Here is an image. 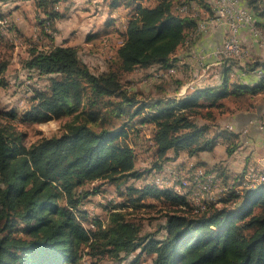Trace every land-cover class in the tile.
<instances>
[{"label": "trees", "instance_id": "1", "mask_svg": "<svg viewBox=\"0 0 264 264\" xmlns=\"http://www.w3.org/2000/svg\"><path fill=\"white\" fill-rule=\"evenodd\" d=\"M32 1L38 27L55 32V22L62 17L58 5L65 0ZM105 1L111 10L128 9L113 59L116 70L111 61L106 70L95 73L77 46L53 44L44 50L33 46L23 64L47 81L34 91L24 118L42 123L72 116L75 122L28 146L22 134L0 126V264H82L83 259L98 264L103 258L119 260L136 251L133 264L144 256L152 264H264V182L248 184V165L232 176L218 164L208 166L199 160L191 162L190 169L174 167L178 176L186 169L189 174L198 169L213 173L227 187L220 206L210 202L203 211H196L185 195L154 182L122 190V178L139 179L145 172L136 169L135 148L126 142L127 124L113 122L130 108L128 119L146 111L139 122L154 125L150 148L156 157L148 171L164 177V161L212 152L218 140L227 141V155L235 152L239 134L218 123L215 112L223 108L225 98L264 95V74L251 87L230 83L225 72L219 86L196 87L177 96L179 80L173 96L139 100L123 86V74L137 68H171L175 51L196 29L198 19L177 11V5L190 0ZM195 3L211 9L207 0ZM239 4L251 12L264 35V0ZM6 66L0 62V85ZM246 68H264V58L251 56ZM244 180L246 188L237 190ZM107 183L116 186L119 200L106 208L105 221L92 218L91 228H85L82 221L88 216L81 207ZM90 184L93 188L86 189ZM145 198L170 206L156 232H143L134 219Z\"/></svg>", "mask_w": 264, "mask_h": 264}, {"label": "rangeland", "instance_id": "2", "mask_svg": "<svg viewBox=\"0 0 264 264\" xmlns=\"http://www.w3.org/2000/svg\"><path fill=\"white\" fill-rule=\"evenodd\" d=\"M94 1L95 2L91 0L61 1L58 8L62 17L55 22V32L51 30L41 31L37 26L39 25L37 24L39 19L35 17L36 11L34 5L30 7L28 4H23L17 13L14 15L12 14L13 19L8 16V14H11L9 11H11L13 6L8 5L7 7H3L2 4L0 5V62L7 63L6 71L3 74L5 81L0 85V126L14 133L22 134L26 146L42 138L58 135L64 130L65 125L75 122L72 116L51 119L42 123H32L24 118L26 110L32 104L34 91L38 88H43L47 84L44 77H38L36 73H30L23 67L25 60L29 57L30 48L35 46L38 49L44 50L52 46V44H73L78 47L81 59L93 72L98 73L106 70L111 61L112 64L110 66L115 70L118 68V63L113 59L115 56V49L121 44V32L124 30L127 22V19L121 22L120 15L128 16V9L121 7L120 10L123 11L119 12L120 15L117 13V17L111 18L109 7L107 8V6H105L106 4L104 5L101 0ZM152 1L153 0L150 2L151 4H153ZM89 3L91 4L89 5ZM193 3L194 0H190L191 5L186 4L188 5V11L190 10L187 12V15L190 14L189 16L196 18L197 8H191L193 7ZM178 7L177 5L176 8ZM12 11L14 10L12 9ZM182 13L183 15L186 14L184 12ZM211 17L200 20L207 21ZM115 20L116 23H113ZM192 33L188 36L189 38H187V40L190 39ZM186 56L190 57V55ZM187 62L186 60L183 66H190ZM214 63L215 61H210V63L208 62L210 66L206 68L205 65L202 69L197 66H195V68L190 67L191 71L183 67L180 69L181 71L178 72L177 76L175 75L176 70L174 66L165 70L166 72H170V75L166 76L164 71H159L157 67L147 71L137 68L130 73L123 74L122 82L123 86L134 93L139 100H146L150 97L173 96L174 90L177 88L176 82L179 80L182 81L183 84L178 88L177 92L179 90H185L186 86H189V84L193 85L201 80H204L202 81L204 84L215 83L216 79L213 78L215 76L214 70L218 68L219 65ZM202 70H204V72H201ZM190 82H192V84ZM247 103L249 102L243 99L239 100L236 105L240 109L246 106ZM225 104L227 108H230L232 105L236 106L227 100ZM226 110L227 109L224 107L221 111L215 112L216 121L218 118H223L221 114L225 113ZM132 111V108L123 111V115L114 119L113 122L116 126H120V124L122 125L123 123L127 124V129H125L128 132L126 142L131 146L133 145L135 148L136 169L144 171L145 173L139 179L122 178L121 182L123 183L121 184V189L124 190L129 185L142 188L145 184L156 183L155 181L159 179L162 183H157L158 186H167L173 191L175 190L174 188H176L178 191L175 190V192L185 195L188 202L195 209H197V197L200 199L199 202L204 204L205 201L201 199V195H197L198 189H200L199 182L206 180L207 177H214L212 176L213 174L205 173L202 169L195 171L197 175H194V171H191L189 174V170L186 168L188 167L190 169L192 163L187 159L188 156L181 154L176 161L163 162V171L161 173L164 174V177H154L155 170L153 169L154 171L152 170L151 172L148 171L156 159V157L152 156V148H150L152 146L151 139L154 125L149 122L140 124L139 119L146 115V111H143L136 119H128L127 114L130 115ZM263 114L264 110L260 112L256 123L260 129L264 130V125H262V120L264 119ZM218 123L228 128H233L232 124L228 122L218 120ZM247 132L248 128H245L239 131L238 134ZM171 154L170 152L169 155ZM253 163L254 162L247 167V170L250 169V166L254 169L263 168ZM183 165L186 166V170L182 171L185 175L178 176V173L174 171V167H181ZM219 184V181L216 180L215 188L218 189H214V191L212 189V194L208 197L209 200L207 199L208 202L206 205L211 202L216 204V206H220L221 203L219 200L225 195L224 192L227 187H223ZM97 185L98 183H96L95 186ZM176 185L178 186L176 187ZM92 188L93 184H90L86 189ZM104 188V191L100 189L98 194L90 196L81 207L86 210L88 216V218L82 221L85 228H91L90 220L92 218L99 217L105 221L108 216L106 208L111 207L113 203L119 200L117 199L118 195H116V186L108 185L107 183ZM140 204L142 207L137 209L136 215H134L135 221L142 225L143 232H156L160 226L164 225L165 213H168V208H170V206L152 198H145ZM198 209V211L202 210L199 207ZM137 252L138 251L134 252L127 258L119 260L103 258L98 264H133V259L138 254ZM82 264L90 263L83 259ZM137 264H152V262L150 257L144 256L140 258Z\"/></svg>", "mask_w": 264, "mask_h": 264}, {"label": "crops", "instance_id": "3", "mask_svg": "<svg viewBox=\"0 0 264 264\" xmlns=\"http://www.w3.org/2000/svg\"><path fill=\"white\" fill-rule=\"evenodd\" d=\"M67 1V0H65ZM95 2L94 0H91ZM103 1L104 5L107 6V2ZM64 2V1H62ZM23 4H28L30 7L33 4L32 0H9L2 4L3 7H7L8 5L13 6V10L11 9V14L8 16L13 19V15L18 12ZM91 3H89L90 5ZM207 4L210 6V10H207L203 7L197 6L199 10L200 19H205L213 16L215 14V0H207ZM1 5V4H0ZM89 7V6H88ZM121 7L111 10L109 8V12L111 14V18L117 17L120 15L119 12L123 11L120 10ZM13 14V15H12ZM127 17V18H126ZM116 19V18H115ZM120 21H125L128 19V16L120 15ZM117 20V19H116ZM116 20L113 23H116ZM210 20V19H209ZM207 20V21H209ZM38 26V25H37ZM228 32V28L226 24L219 23L215 26L211 27L207 31L200 32L199 34L193 36L185 41L184 45L179 46V48L175 51L172 58L175 59L174 68L176 70L175 75L177 76L178 72L181 71V68H188L191 71V68H198L202 69L203 66L206 65V68L210 66L208 62H214V64L219 65L218 68L214 70V77L216 79L215 83L212 84H204V80L200 82L186 86L185 90L178 91L176 94L177 96L184 95L186 92L193 90L196 87H204V86H219L222 82V75L225 72L229 73V82L230 83H241L248 86H254L260 80L262 73L255 74L254 71L248 70L246 67L239 66L236 62L230 64L227 63L226 66L224 65L225 60L218 59L212 56V51L220 46L226 37ZM239 38L241 42L247 46L250 50V54L254 58H264V41H261L257 38H254L248 28H243L239 33ZM64 45V44H63ZM64 46H74L72 45H64ZM117 49V48H116ZM115 49V53H116ZM186 55H190L187 57ZM201 56L204 58L202 60H198ZM190 64V66H183L185 61ZM191 67V68H190ZM227 69V70H226ZM201 72H204L202 70ZM190 73V72H189ZM196 81V80H195ZM182 82V81H181ZM192 84V82H190ZM203 83V84H200ZM183 82L181 83V85ZM188 85V84H187ZM244 99L249 102L243 108H240L236 105L239 100L234 97H228L222 100L224 104L223 108L225 107L226 112L221 114L223 118H218L219 121L228 122L232 124L234 128V132H239L242 129L248 128L247 133H239L238 139L235 141L237 142V149L232 155H227L226 153V146L227 141L218 140L217 144L212 152H205L200 154L198 157H187L190 162H197L202 161L206 163L208 166H212L218 164L225 168V170L229 173V175H235L240 173L245 165H259L264 168V130L258 127L256 123L260 112L264 110V95L263 94H246ZM226 100L235 104L236 106H231L227 108ZM230 104V103H228ZM223 108L217 110L221 111ZM254 122V123H253ZM222 125V124H221ZM246 147V148H244ZM244 148V149H243ZM206 155V156H205ZM186 157V156H185ZM185 166V165H184ZM245 179V175H244ZM246 181L248 182V178L246 176ZM245 180L243 181L242 185L237 186L236 189L242 190L244 187Z\"/></svg>", "mask_w": 264, "mask_h": 264}, {"label": "built area", "instance_id": "4", "mask_svg": "<svg viewBox=\"0 0 264 264\" xmlns=\"http://www.w3.org/2000/svg\"><path fill=\"white\" fill-rule=\"evenodd\" d=\"M191 8H197L195 0L193 3V7ZM185 10H188V8H183V10L179 11L185 12ZM196 18L198 19V21L195 33L207 31L208 29L219 23L226 24L228 28L226 37L224 38L222 44L214 49L211 54L212 56L221 60H233L241 67H246V63L249 61L251 54L249 48H247V46H245L239 38L240 31L243 28H248L253 37L264 41L263 33L261 32V30L255 27L251 12L246 8L241 7L239 4V0H215V14L210 18L209 21L200 20L198 9ZM203 58L204 57L201 56L198 60L200 61ZM162 71H164L165 76L170 75V72H166L165 70ZM254 72L255 74L264 72V68H258ZM262 125H264V119L262 120ZM231 128L232 127H230V129ZM250 168L251 171L252 169H254L251 166ZM194 175L197 174L194 172ZM260 178H264V176ZM248 183H250V185H255L257 184V181H248ZM214 189L218 188H213V191Z\"/></svg>", "mask_w": 264, "mask_h": 264}, {"label": "bare ground", "instance_id": "5", "mask_svg": "<svg viewBox=\"0 0 264 264\" xmlns=\"http://www.w3.org/2000/svg\"><path fill=\"white\" fill-rule=\"evenodd\" d=\"M191 5V4H190ZM183 8H188V5H186V4H183V5H181V6H179L178 7V10L177 11H179V10H183ZM193 10V9H192ZM197 10V9H196ZM190 11V10H189ZM188 10H185V12L184 11H179L180 13H182V12H184V13H186L185 15H187V12H189ZM195 12V11H194ZM183 14V13H182ZM193 14V13H192ZM188 15H190V14H188ZM194 15V14H193ZM196 32V30L192 33V35L190 36V38H192L193 36H195V35H197L198 33H195ZM189 38V37H188ZM173 70V69H172ZM172 73V72H171ZM262 74H264V72H261ZM168 171V170H167ZM213 176V175H212ZM264 176V168H257V169H252V171H251V168H250V170H249V172L247 173V178H248V181H257V184L258 183H261V182H264V178H260V177H263ZM207 177V176H206ZM193 178V177H192ZM197 178V177H196ZM158 179V178H157ZM167 180V179H166ZM183 180V179H182ZM185 180V179H184ZM192 180V179H191ZM199 180V179H198ZM201 181V180H200ZM156 182V184L158 183H160L161 182V180H156L155 181ZM173 182V181H172ZM162 183V182H161ZM184 183V182H183ZM200 183V185H199V188L200 189H198L199 191H198V193H197V195L199 196V195H201V199L203 200V201H205L204 202V204H202L201 202H199L200 201V199L197 197V199H198V202H197V204H196V206H195V204L193 203V205L198 209V207L200 208V209H202L201 211H203V210H205V204H206V202H208L207 201V199H208V197H210L211 196V194H212V189L213 188H215V186H216V180L214 179V177H207L206 178V180H203V181H201V182H199ZM249 185H250V183H248ZM164 185V184H163ZM184 185H185V183H184ZM220 185V184H219ZM178 185H176V187H177ZM181 186V185H180ZM183 186V185H182ZM192 187V186H191ZM197 187V186H196ZM170 188V187H169ZM175 190H177L176 188H174ZM194 189H195V187H194ZM175 190H174V192H175ZM178 191V190H177ZM195 193V192H194ZM195 195V194H194ZM193 197V196H192ZM209 200V199H208ZM193 201V200H192ZM196 209V210H197ZM199 210V209H198Z\"/></svg>", "mask_w": 264, "mask_h": 264}]
</instances>
